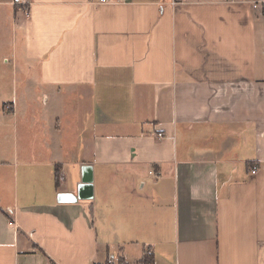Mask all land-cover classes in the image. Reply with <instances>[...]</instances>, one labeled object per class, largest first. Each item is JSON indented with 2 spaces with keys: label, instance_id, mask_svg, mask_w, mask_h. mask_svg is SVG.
<instances>
[{
  "label": "crops",
  "instance_id": "obj_1",
  "mask_svg": "<svg viewBox=\"0 0 264 264\" xmlns=\"http://www.w3.org/2000/svg\"><path fill=\"white\" fill-rule=\"evenodd\" d=\"M171 1L0 0V264H264V0Z\"/></svg>",
  "mask_w": 264,
  "mask_h": 264
},
{
  "label": "built area",
  "instance_id": "obj_2",
  "mask_svg": "<svg viewBox=\"0 0 264 264\" xmlns=\"http://www.w3.org/2000/svg\"><path fill=\"white\" fill-rule=\"evenodd\" d=\"M107 1L108 0H99V2H107ZM186 1L187 0H172L171 3L174 5V4H178V3H184ZM237 1H251V0H237ZM18 2L21 4H24V5H28L30 3V0H14V3H18ZM254 6H256V5L254 4ZM25 12H26V14H29L28 10ZM159 136L163 137L164 134L160 132ZM257 170H258V166L254 165L252 168V172L256 173ZM89 264H155V263L152 261H143V260L135 261V262H128L122 257H118L115 255H109V256L105 257L104 259L97 260L95 258V259L91 260Z\"/></svg>",
  "mask_w": 264,
  "mask_h": 264
},
{
  "label": "rangeland",
  "instance_id": "obj_3",
  "mask_svg": "<svg viewBox=\"0 0 264 264\" xmlns=\"http://www.w3.org/2000/svg\"><path fill=\"white\" fill-rule=\"evenodd\" d=\"M23 9H24V11H27V10L29 11V4L28 5L23 4ZM88 120L89 119H87V118L84 119L83 123L87 125ZM65 122H67V120ZM69 131H72V129L69 128ZM122 245L124 246L122 248V250L117 245L112 246V249H111L112 252L117 253V254L124 253L126 261L135 262L137 260L138 256H140V254H141V244H135L133 242H127L126 244H122ZM116 256H119V255H116ZM96 259L97 260L104 259V257L99 256Z\"/></svg>",
  "mask_w": 264,
  "mask_h": 264
},
{
  "label": "water",
  "instance_id": "obj_4",
  "mask_svg": "<svg viewBox=\"0 0 264 264\" xmlns=\"http://www.w3.org/2000/svg\"><path fill=\"white\" fill-rule=\"evenodd\" d=\"M83 181L84 182H86V181H88V178L87 177H83ZM84 182H82V183H80L79 185H78V194L79 195H81L82 193V190L84 189V187L86 186L85 184H84ZM79 197V196H78ZM59 199L60 200H64V201H69V200H76L77 199V196L75 195V193H72V192H70V193H60L59 194Z\"/></svg>",
  "mask_w": 264,
  "mask_h": 264
},
{
  "label": "trees",
  "instance_id": "obj_5",
  "mask_svg": "<svg viewBox=\"0 0 264 264\" xmlns=\"http://www.w3.org/2000/svg\"><path fill=\"white\" fill-rule=\"evenodd\" d=\"M59 181H60V178H59V175H57V178H56L57 184H59ZM152 257H153L152 247H146L143 259L146 261H152ZM50 264H55V263L51 260Z\"/></svg>",
  "mask_w": 264,
  "mask_h": 264
}]
</instances>
